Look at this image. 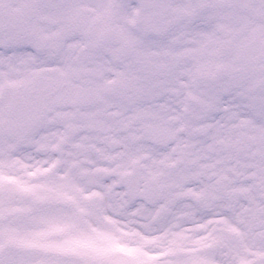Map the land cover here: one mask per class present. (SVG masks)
I'll return each instance as SVG.
<instances>
[{"label":"snow or ice","instance_id":"1","mask_svg":"<svg viewBox=\"0 0 264 264\" xmlns=\"http://www.w3.org/2000/svg\"><path fill=\"white\" fill-rule=\"evenodd\" d=\"M0 264H264V0H0Z\"/></svg>","mask_w":264,"mask_h":264}]
</instances>
